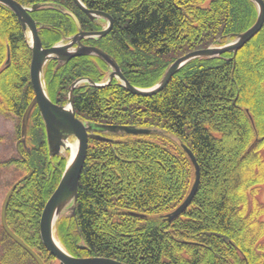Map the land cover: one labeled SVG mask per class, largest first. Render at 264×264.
<instances>
[{
    "label": "trees",
    "instance_id": "trees-1",
    "mask_svg": "<svg viewBox=\"0 0 264 264\" xmlns=\"http://www.w3.org/2000/svg\"><path fill=\"white\" fill-rule=\"evenodd\" d=\"M16 1L26 7L40 4L31 16L44 47L79 29L102 26L73 0ZM81 1L114 19L107 35L86 41L113 57L126 79L140 88L157 84L179 56L229 42L258 15L251 0ZM31 59L18 17L0 4V114L18 118L20 136L22 117L34 98ZM106 68L94 55L61 64L50 60L43 74L46 92L64 104L77 78L101 82ZM74 90L76 114L93 127L135 125L155 131L105 132L110 141H90L75 213L68 211L56 223L67 252L127 264H264V26L234 57L227 52L189 61L157 94L136 95L120 82L87 83ZM183 145L196 156L200 184L191 205L168 221L166 215L184 201L195 177ZM66 162L65 156L50 157L45 124L34 108L27 147L21 143L18 158L7 162L33 173L14 189L6 220L45 263L56 259L42 242L40 219ZM1 230L6 251L0 264L25 256L36 264Z\"/></svg>",
    "mask_w": 264,
    "mask_h": 264
},
{
    "label": "water",
    "instance_id": "water-1",
    "mask_svg": "<svg viewBox=\"0 0 264 264\" xmlns=\"http://www.w3.org/2000/svg\"><path fill=\"white\" fill-rule=\"evenodd\" d=\"M73 1L82 11L87 14L90 19H106L108 22V27L101 31L91 32L79 29L75 35L66 38L65 43L61 42L51 47H44L39 35L37 22L31 16V12L40 7V4H35L32 7H26L16 0H0L1 5L11 9L18 17L23 30L25 31L26 35L29 36V45L32 51V59L30 63V81L34 89V98L29 103L22 118L21 141L24 145H26L30 115L36 106L38 107L45 123L50 157L61 155L62 151L69 147L68 139L70 137H74L77 140L76 152L74 156H72L73 152L71 151V155L67 160L61 179L55 191L47 200L42 211L40 219V235L46 249L61 264H127L123 261L107 257H76L71 255L57 239L55 229L56 223L58 218L68 211H72L73 214L75 213L74 211L78 198L79 180L86 160L90 139L110 141L111 138L103 135L105 132L113 134L127 133L138 135L150 134L155 130L151 128L137 127L135 125L116 124H98L97 126L93 127L92 125L85 123L82 119L76 116L72 96L74 87L81 80L75 81L71 85L70 95L66 105L56 104L49 98L44 87L43 74L46 64L48 61L53 59L57 60L61 64L78 56L95 55L105 61L111 68L109 81L115 77H118L121 86L133 94L151 96L163 90L173 78V76L185 64L193 59L215 58L227 52L233 53L234 57L238 50L241 49L263 28L264 1L251 0L256 5L258 11L257 19L251 27L241 33L236 34L235 37L226 44L212 45L207 48L193 50L179 56L168 66L159 82L149 88H140L132 85L126 79L119 64L113 57L98 47L89 46L82 43V39L84 38H100L105 36L112 29L114 19L107 12L88 9L81 0ZM85 81H88L94 86H104L107 84H97L87 78ZM183 149L194 165L195 177L191 189L184 201L177 208L166 215L168 221H172L173 219L180 216L191 205L200 184L201 172L196 156L188 146L183 145ZM32 173L33 170H30L29 173L23 176L7 192L1 209V225L7 235L24 250H26L34 259L36 264H45L42 258L10 229L6 220L7 208L14 189L22 180L28 178Z\"/></svg>",
    "mask_w": 264,
    "mask_h": 264
},
{
    "label": "rangeland",
    "instance_id": "rangeland-1",
    "mask_svg": "<svg viewBox=\"0 0 264 264\" xmlns=\"http://www.w3.org/2000/svg\"><path fill=\"white\" fill-rule=\"evenodd\" d=\"M104 22V21H103ZM18 118L14 114H0V258L6 251L5 243H1L4 235L1 230V209L4 198L9 189L21 179L26 173L25 170L19 169L13 164H7L11 159L18 158V148L21 144V136L17 132ZM158 142H164L160 138H154ZM76 143V139L70 138L68 143ZM72 148L63 150L68 160L71 155ZM260 199L264 202V187L260 195ZM264 220V214L262 216ZM5 242V241H4ZM8 242V241H6ZM12 264H34V262L27 256L21 257L20 260L11 261ZM45 264H59L57 260H48Z\"/></svg>",
    "mask_w": 264,
    "mask_h": 264
},
{
    "label": "flooded vegetation",
    "instance_id": "flooded-vegetation-1",
    "mask_svg": "<svg viewBox=\"0 0 264 264\" xmlns=\"http://www.w3.org/2000/svg\"><path fill=\"white\" fill-rule=\"evenodd\" d=\"M98 21H100V23H102V26H101V29H99V30H97V31H101V30H103V29H105L106 27H108V22H107V20L105 21V20H98ZM104 21V22H103ZM82 30V29H81ZM83 31H85V30H83ZM111 31V30H110ZM109 31V32H110ZM89 32H91V31H89ZM76 34V33H75ZM74 34V35H75ZM108 34V33H107ZM106 34V35H107ZM104 37V36H103ZM86 39L87 38H84V39H82V43L83 44H85V45H89V46H95V47H98V48H100L101 49V47H99V46H97V45H95V44H92V43H90V42H87L86 41ZM103 50V49H102ZM78 57H81V56H78ZM103 61V60H102ZM104 62V61H103ZM107 65V64H106ZM99 67H100V70H99V68H98V70H99V75H100V71H101V69H102V66L99 64ZM109 67H108V65H107V68L104 70V75L102 76L103 77V79H102V81L101 82H98V83H107L108 81H109ZM89 79L88 77H79V78H77L75 81H78V80H81L76 86H75V88L74 89H81V88H83L88 82L87 81H85V79ZM91 80V79H90ZM74 81V82H75ZM92 81V80H91ZM119 78L118 77H115V78H113L111 81H109V83L110 82H115V83H119ZM31 82V81H30ZM73 82V83H74ZM93 82V81H92ZM95 83H97V82H95ZM90 85H92V84H90ZM75 91V90H74ZM69 92H70V87H69V89H68V93H67V96L69 95ZM54 102V101H53ZM54 103H56V104H59V105H66L67 103H68V101L66 102V103H64V104H61V103H57V102H54ZM35 108H37L38 109V107L36 106ZM39 110V109H38ZM76 116L78 117V118H80L77 114H76ZM81 119V118H80ZM83 120V119H82ZM84 121V120H83ZM86 122V121H85ZM87 123V122H86ZM88 124V123H87ZM90 125V124H89ZM95 127V126H94ZM94 129V128H93ZM92 139H90V141H91ZM48 141V140H47Z\"/></svg>",
    "mask_w": 264,
    "mask_h": 264
},
{
    "label": "bare ground",
    "instance_id": "bare-ground-1",
    "mask_svg": "<svg viewBox=\"0 0 264 264\" xmlns=\"http://www.w3.org/2000/svg\"><path fill=\"white\" fill-rule=\"evenodd\" d=\"M70 146H71V148H72V156H74V154H75V152H76V149H77V146H76V144H74V143H71L70 144Z\"/></svg>",
    "mask_w": 264,
    "mask_h": 264
}]
</instances>
